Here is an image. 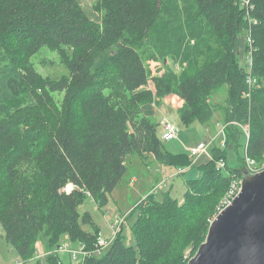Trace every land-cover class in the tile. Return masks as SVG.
Returning <instances> with one entry per match:
<instances>
[{"label": "trees", "instance_id": "obj_1", "mask_svg": "<svg viewBox=\"0 0 264 264\" xmlns=\"http://www.w3.org/2000/svg\"><path fill=\"white\" fill-rule=\"evenodd\" d=\"M179 1L100 0L101 25L80 0H0V223L23 260L35 256L43 234L53 249V240L68 234L96 250L101 231L92 213L79 208L88 197L99 206L110 200L132 154H153L181 173L192 165L189 154L174 157L163 149L160 123L143 110L156 101L138 50L147 42L159 58L173 56L192 67L170 76L173 93L183 99L179 117L208 127L220 111L225 145H215L213 158L199 166L200 179L186 181L183 203L152 192L136 206L134 242L121 231L105 252L88 255L83 264H181L177 251L188 238L191 198L216 186L225 190L233 175L242 176V125H250L246 156L264 158V0H250L248 16L240 0H181L193 48L185 42ZM240 34L252 39L247 66L261 84L250 96V72L237 53ZM43 47L62 54L69 75L51 80L35 69L31 58ZM222 86L224 101L213 102ZM220 159L225 169L218 167ZM210 222L204 221L192 255ZM47 264L57 263L49 257Z\"/></svg>", "mask_w": 264, "mask_h": 264}, {"label": "rangeland", "instance_id": "obj_2", "mask_svg": "<svg viewBox=\"0 0 264 264\" xmlns=\"http://www.w3.org/2000/svg\"><path fill=\"white\" fill-rule=\"evenodd\" d=\"M80 3L87 14L90 15L95 22L103 25L105 12L100 4V0H80ZM179 6L182 11L180 24L183 29V34H185V42L193 48L195 41L190 37L188 32L190 23L188 15L186 14L187 7L181 0L179 1ZM249 42L246 40V35H239L237 46L239 50L237 53L240 57L241 64L245 66H247V63L249 64V61H251L246 49L247 47H250L251 49L252 39H250ZM138 50L143 57V64H145L144 67L148 75L147 78L149 81V87L153 89L156 97V101L151 104H159L160 117H165V120L175 123L179 129V136L172 140H165L163 149L174 157H186L191 148L196 147L198 143L204 141L208 142L207 150L211 155L210 158L209 156H206L207 161L203 160L201 163L199 162V159H195V156L193 157L192 155V158H190V160H192V165L185 167L184 173H181L174 165L172 166L159 162L155 159L154 155L150 153L146 154V157L139 156L136 153L129 156L126 159L128 171L124 175L120 184L110 194V200L103 206H99L95 199L88 197L79 208L82 213L85 211L92 213L94 226L96 229L99 227L101 231V234H99L107 239L110 242V245L121 231L123 232L127 243L132 244L134 242L131 225L137 216V212L135 211L136 206L141 203L142 200L147 198L148 195L152 194V192L153 194H156L159 199L163 198L164 194L166 195L170 193L173 197L178 198L180 203H183L185 200V191L187 189L186 181H193L201 178L202 169H200L199 166L211 160L213 158L212 154L215 145L223 147L226 139V134L224 133L225 121L220 111L217 112L215 120L212 121L208 127H205L199 121L185 124L181 117H179L180 115L178 110L173 109L164 102V98L167 97L171 101V104H173L172 99L178 96L176 93H173L172 86L170 85L171 73L181 74L183 71L191 72L192 67H188L184 61H174L175 59L173 56H168L165 59L159 58L155 55V50L148 42L139 47ZM61 55L62 54L55 49L43 47L35 53L34 56H32L31 61L35 69L43 76L51 80L59 79L62 76L70 74L68 66L64 62ZM247 67V70L250 73H247L246 78L248 86L246 96H250L253 88L259 87L261 84L257 80L256 76L251 74L250 67ZM248 77H251L252 82H248ZM158 83H161V87L157 85ZM168 87H170L171 90H168ZM55 95H57L58 99H60L63 94ZM226 95L227 88L225 86L219 87L216 90L213 102H223ZM158 99L160 100L158 101ZM152 118L156 120V117ZM160 126L161 124L158 126L159 133L161 132ZM247 137L248 135L244 130V135L241 138L239 146V154H241V157H246ZM263 163L264 158L257 161L256 167L260 168ZM225 168L226 166L223 167V169ZM194 170L196 172H193L192 176L186 173L187 171L189 172ZM187 174L190 176H187ZM236 178L237 177L235 175L230 178L229 187L227 183L225 190L219 189L216 186L214 191L209 190L206 191L203 196L191 198L193 202L191 203L189 210L186 212L188 238L185 239V242L180 248H178L177 251L178 255H180L181 264L184 262L186 263V261H189V259L193 256L192 254L195 251L197 245L196 243H198L199 239L203 236L202 230L204 228V221H212L216 214L227 205L225 204L223 206V204L229 200L232 201L231 186ZM69 189H72V184H69L66 187V190ZM200 221H202L201 225H199ZM118 226H120L119 230ZM198 227H200V229L197 231L196 229ZM53 242L56 243L54 249L50 248L52 243L51 241H48L47 235L44 234L37 241L35 245L36 249H38L37 251H39V254L41 252L44 253V255L41 256L39 264H47L49 257L55 258L57 264L84 263L85 259H75L71 252H69L70 249L79 250L81 247L80 242L72 240L68 234L57 237L53 240ZM63 243H65L68 247L66 250L56 249ZM109 247H107L103 252H105ZM182 255L183 258L181 259ZM18 262H20V264H36V261H25L19 257L16 250L6 240L4 230L0 223V264H17Z\"/></svg>", "mask_w": 264, "mask_h": 264}, {"label": "water", "instance_id": "obj_3", "mask_svg": "<svg viewBox=\"0 0 264 264\" xmlns=\"http://www.w3.org/2000/svg\"><path fill=\"white\" fill-rule=\"evenodd\" d=\"M241 171L238 193L210 222L187 264H264V168Z\"/></svg>", "mask_w": 264, "mask_h": 264}, {"label": "built area", "instance_id": "obj_4", "mask_svg": "<svg viewBox=\"0 0 264 264\" xmlns=\"http://www.w3.org/2000/svg\"><path fill=\"white\" fill-rule=\"evenodd\" d=\"M242 2V5L243 7L245 8L246 10V14L247 16L249 15V6H250V0H240ZM251 52V51H250ZM251 60V58H250ZM250 62L249 61V65H250ZM248 82H252V79L251 77H248ZM247 125V126H246ZM246 125H242V128L245 130L246 134L248 135L249 137V124H246ZM162 131V139L163 140H172L174 138H177L179 136V129L178 127L176 126L175 123L171 122V121H163V130ZM207 148H208V142H200L198 143V145L194 148H192V154L196 156H199L204 153H206L207 151ZM256 163L257 161H255L253 158L251 157H248L246 156V165L249 167V169L252 171V172H257V171H260L261 169L264 168V163L263 165L260 167V168H257L256 167ZM226 166V162L224 160H219L218 161V167L220 168H223ZM179 170H182L181 168H179ZM240 185H241V176H237V178L233 181L232 183V186H231V192H232V196L231 198L233 199L235 194L238 193L239 189H240ZM231 202V200H229L228 202L224 203L223 206L225 204H229ZM120 226H118V230H119ZM101 234V233H100ZM99 234L98 236V240H97V243H96V250L94 251H89L85 248V245L84 244H81V247L79 250H76V249H70L69 252H71V254L73 255V257L75 259L77 258H81L82 260H84L88 255H91V254H101L107 247L110 246V242L105 239L104 237H102L101 235ZM68 247L65 245V243L59 245V248H56L58 250H66ZM17 264H20V263H17Z\"/></svg>", "mask_w": 264, "mask_h": 264}, {"label": "crops", "instance_id": "obj_5", "mask_svg": "<svg viewBox=\"0 0 264 264\" xmlns=\"http://www.w3.org/2000/svg\"><path fill=\"white\" fill-rule=\"evenodd\" d=\"M165 100H164V102L166 103V104H168L169 106H171L173 109H175V110H178V108L183 104V99L182 98H180L179 96H176V98H174V99H172V103L173 104H171V101L166 97V98H164ZM143 110H144V112H145V114L146 115H149V116H152V117H156V120L161 124V126H160V131L161 130H163V126H162V121L164 120L165 121V117H160V110H159V104H146L144 107H143ZM216 116H217V113H216ZM157 117H159V118H157ZM216 118V117H215ZM219 123V122H218ZM159 128V127H158ZM207 129V128H206ZM162 134V131L160 132V135ZM194 148V147H193ZM192 148L189 150V155L190 156H192L193 154H192ZM206 154V155H205ZM210 153H209V151L207 150L206 151V153H204L202 156L201 155H199V156H196L195 157V159H199V162L201 163V162H203V160H206L207 161V159H206V156L208 157L209 156V158H210ZM195 155H193V157H194ZM185 172V171H184ZM183 172V173H184ZM193 172H196L195 170L194 171H187L186 173H188V174H190L191 176H192V173ZM187 174V176H190V175H188ZM2 225V224H1ZM3 228V227H2ZM4 230V229H3ZM4 236H5V233H4ZM38 249H36V253H35V256L33 257V258H30L29 260H33V261H36L35 263H37V261H39L40 259H41V256H43L44 255V253L43 252H41L40 254H39V251H37ZM17 252V251H16ZM18 254V253H17ZM20 257V256H19ZM29 260H27V261H29ZM18 263H20V262H18Z\"/></svg>", "mask_w": 264, "mask_h": 264}, {"label": "bare ground", "instance_id": "obj_6", "mask_svg": "<svg viewBox=\"0 0 264 264\" xmlns=\"http://www.w3.org/2000/svg\"><path fill=\"white\" fill-rule=\"evenodd\" d=\"M251 49H252V47H251Z\"/></svg>", "mask_w": 264, "mask_h": 264}]
</instances>
